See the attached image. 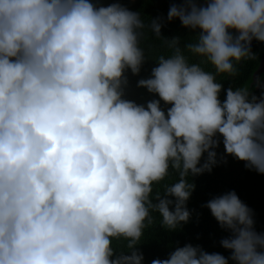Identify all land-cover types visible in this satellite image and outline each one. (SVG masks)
Here are the masks:
<instances>
[{
	"label": "clouds",
	"instance_id": "9594fccd",
	"mask_svg": "<svg viewBox=\"0 0 264 264\" xmlns=\"http://www.w3.org/2000/svg\"><path fill=\"white\" fill-rule=\"evenodd\" d=\"M174 18L215 74L167 39L173 54L137 81L159 99L137 104L124 87L145 61L139 12L119 0H0V264H142L145 221L156 212L175 230L189 220L187 177L211 172L221 137L225 155L264 174V92L216 80L264 42V0H180ZM161 26L149 25L157 37ZM169 168L179 180L153 197ZM204 207L231 233L220 240L230 256L185 244L151 264H264V233L235 191Z\"/></svg>",
	"mask_w": 264,
	"mask_h": 264
},
{
	"label": "trees",
	"instance_id": "16d2710c",
	"mask_svg": "<svg viewBox=\"0 0 264 264\" xmlns=\"http://www.w3.org/2000/svg\"><path fill=\"white\" fill-rule=\"evenodd\" d=\"M92 2L96 6H107L116 0H92ZM179 2L180 0H119V3L129 10L139 12L145 24V28L141 30L143 35L140 40V47L145 52V61L137 75L126 70L127 85L124 87V98L137 104H146L151 99H159L145 88L137 87V81L150 76L157 57L161 55L168 57L173 54L174 50L166 44V40L173 37H180L179 46L189 63H199L205 71L215 74L214 67L205 62L203 57L196 56L185 48L187 43L195 42V33L183 27L178 18L167 20L169 7L172 3ZM198 2L203 3L204 0H198ZM155 18L161 20L160 37H157L149 27L151 20ZM250 47L252 58H246L237 63L235 75L216 74V80L225 89L247 87L251 94L259 98L264 92V73L256 75V69L264 49V42L253 39ZM219 98L224 99L223 90ZM167 107L170 105H165L161 101V108L166 110ZM219 139L221 143L215 149L218 163L212 167L211 172L187 177L189 182L195 184V189L186 202V207L190 211L189 220L186 223L181 222L175 230L162 227L161 217L156 212L151 213V224L145 221L143 235L136 246L143 254L142 264H151L153 259H166L175 248L185 244L199 245L206 252H218L229 257L230 250L221 247L220 240L230 236L231 233L222 229L210 210L204 207L207 201L228 191H235L240 200L252 210L255 230L264 233V174L258 173L255 169L246 168L245 162L234 156L225 155L222 137ZM222 156L223 160L220 159ZM203 159L202 156L201 162ZM179 178L178 171L169 168L168 175L162 181L153 184L152 196L154 197L156 193L163 194L164 188L177 182ZM169 198L174 199V197ZM127 243L128 241L123 238H113L112 247L117 253L127 252L130 251ZM228 264H234V262L229 260Z\"/></svg>",
	"mask_w": 264,
	"mask_h": 264
},
{
	"label": "flooded vegetation",
	"instance_id": "af4514ba",
	"mask_svg": "<svg viewBox=\"0 0 264 264\" xmlns=\"http://www.w3.org/2000/svg\"><path fill=\"white\" fill-rule=\"evenodd\" d=\"M260 73H264V49H263V52L261 54V57L259 59L258 66L256 69V75Z\"/></svg>",
	"mask_w": 264,
	"mask_h": 264
}]
</instances>
